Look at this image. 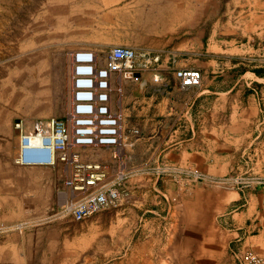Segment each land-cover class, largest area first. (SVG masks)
Masks as SVG:
<instances>
[{
    "label": "crops",
    "instance_id": "0c3cea01",
    "mask_svg": "<svg viewBox=\"0 0 264 264\" xmlns=\"http://www.w3.org/2000/svg\"><path fill=\"white\" fill-rule=\"evenodd\" d=\"M51 22L61 33L54 53L128 47L161 57L123 76L120 104L114 95L123 159L104 148L78 150L111 178L125 177L119 188L127 200L98 218L130 224L113 264H243L247 252L264 256V63H244L264 62V54H249L264 36V0H58ZM67 67L71 91V58ZM181 69L201 71V83L181 87ZM49 170L63 172L54 180L55 188L62 183L60 207L73 198L64 186L69 170ZM235 177L245 185L212 184Z\"/></svg>",
    "mask_w": 264,
    "mask_h": 264
},
{
    "label": "rangeland",
    "instance_id": "374dc122",
    "mask_svg": "<svg viewBox=\"0 0 264 264\" xmlns=\"http://www.w3.org/2000/svg\"><path fill=\"white\" fill-rule=\"evenodd\" d=\"M57 1L0 0V264H113L127 242L130 224L98 222L99 216L116 209L80 222L72 215L74 198L58 206L62 183L55 188L54 180L63 172L49 168L68 165L67 66L80 50L54 53L61 41L51 22V8ZM90 49L104 59L112 48L82 50ZM249 54L252 59L262 58L264 36L251 42ZM244 63L253 67L264 62ZM176 76L183 88L202 81L197 69H181ZM120 135L123 141V124ZM122 146L120 142L110 149L113 159H123ZM124 179V175L115 178L119 184ZM196 181L202 179L196 176ZM212 181L229 189L246 182L239 177ZM123 196L126 201L128 193ZM243 264H264V256L247 252Z\"/></svg>",
    "mask_w": 264,
    "mask_h": 264
},
{
    "label": "bare ground",
    "instance_id": "6f19581e",
    "mask_svg": "<svg viewBox=\"0 0 264 264\" xmlns=\"http://www.w3.org/2000/svg\"><path fill=\"white\" fill-rule=\"evenodd\" d=\"M160 58L158 55L138 54L128 47H114L104 59L92 50H80L73 54L71 101L67 113L69 173L66 187L73 193L72 215L75 220L82 222L104 210L116 209L124 201L123 191L119 183L110 177L107 167L84 161L78 150H115L120 142L123 143L120 141L123 113L114 110V95L117 94L120 104L123 76L128 72L152 69ZM115 83L120 86L115 88ZM113 156H118L116 151Z\"/></svg>",
    "mask_w": 264,
    "mask_h": 264
},
{
    "label": "water",
    "instance_id": "95a60500",
    "mask_svg": "<svg viewBox=\"0 0 264 264\" xmlns=\"http://www.w3.org/2000/svg\"><path fill=\"white\" fill-rule=\"evenodd\" d=\"M136 77H138V78H139V77H140V75H139V74H137V75H136ZM18 123H20V121H17V124H18ZM16 134L19 136V134H20V131H19V129H16Z\"/></svg>",
    "mask_w": 264,
    "mask_h": 264
}]
</instances>
